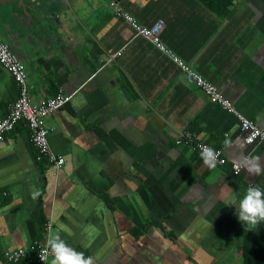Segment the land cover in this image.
Instances as JSON below:
<instances>
[{
  "label": "crops",
  "instance_id": "obj_1",
  "mask_svg": "<svg viewBox=\"0 0 264 264\" xmlns=\"http://www.w3.org/2000/svg\"><path fill=\"white\" fill-rule=\"evenodd\" d=\"M115 1L140 25L163 21L167 48L264 131V0H237L226 18L199 0H71L32 12L36 23L55 17L50 42L32 31L17 37L0 3L31 104L71 96L46 120L61 170L39 159L24 122L0 143V264L18 248L30 264L31 247L55 234L94 264H243L245 238L264 234V222L249 230L236 212L250 186L264 189V171L234 176L232 166L255 156L264 164V144H245L236 117L137 37ZM19 94L0 65V118ZM185 132L222 149L226 166L178 145Z\"/></svg>",
  "mask_w": 264,
  "mask_h": 264
},
{
  "label": "built area",
  "instance_id": "obj_2",
  "mask_svg": "<svg viewBox=\"0 0 264 264\" xmlns=\"http://www.w3.org/2000/svg\"><path fill=\"white\" fill-rule=\"evenodd\" d=\"M111 6L116 15L133 28L137 37H142L151 41L160 51L167 54L181 68L188 82L202 89L214 102H217L236 117L240 129L244 133L245 144H264V131L261 130L255 122L243 116L233 103L220 93L217 87L192 70L189 65L178 58L177 55L169 50L162 42L161 34L164 30L163 21H157L150 27L143 26L129 13L123 11L118 2H113ZM121 54L122 53H119L117 56ZM0 65L11 74L20 88L19 97L10 107L9 113L6 117L0 118V143L6 139L7 134L12 132L19 123L24 122L31 132L32 142L38 151L39 159L45 160L57 170H61L66 164V159L52 149L49 141L50 131L47 127L46 120L49 116L56 114L63 108L71 100V96L59 92L56 96L45 100L39 106L32 105L30 102V93L27 84L28 75L25 65L19 56L12 50L10 45L4 40L1 28ZM183 141L191 145L194 151L198 152L200 155L205 148L213 150L216 156L215 168L226 166L228 161L222 149H214L207 143L198 142L197 136L191 132L183 133L180 140L177 141V144L181 145ZM232 170L233 175L238 176L241 167L235 164L232 166ZM50 227L51 224L46 225V228L49 230ZM31 249L36 252V258L33 264H49L50 260L53 258L47 244L41 245L36 243ZM27 255V249L18 248L7 251L5 253V258L9 264H21L26 259Z\"/></svg>",
  "mask_w": 264,
  "mask_h": 264
},
{
  "label": "clouds",
  "instance_id": "obj_3",
  "mask_svg": "<svg viewBox=\"0 0 264 264\" xmlns=\"http://www.w3.org/2000/svg\"><path fill=\"white\" fill-rule=\"evenodd\" d=\"M201 155L205 164L215 167L216 156L213 150L205 148ZM238 166L250 176L264 171V164L259 156L243 157L238 161ZM236 216L243 225L249 226V230L264 222V189L258 185L250 186L240 201ZM48 247L53 255L52 264H94L93 257H86L84 253L76 251L59 234L50 236Z\"/></svg>",
  "mask_w": 264,
  "mask_h": 264
},
{
  "label": "water",
  "instance_id": "obj_4",
  "mask_svg": "<svg viewBox=\"0 0 264 264\" xmlns=\"http://www.w3.org/2000/svg\"><path fill=\"white\" fill-rule=\"evenodd\" d=\"M18 1H19V4L21 5V7L24 9L26 17L22 18L17 12H14V11H11L9 13L11 18L14 21L15 26L13 27V29L17 33V37H19L20 35H25L28 32L32 31L34 33H38V35L40 37L42 36L41 38L43 40L48 41V42H50V40L53 37V34L56 33L57 30L59 29L57 27V26H59V24H57L55 22L56 21L55 17L53 16V14L51 12L48 15L42 16L43 21L36 23L37 20L35 21V19L33 18L32 12L33 11L43 12V11H45V8H47V6L51 7L54 4H62V3H66L69 6V8H72L71 0H48L46 2L47 6H46V4H42L43 2L37 1V0L32 1L34 3L33 5L23 3L22 0H13V1H9L8 3L9 4H13V3L15 4ZM0 3L4 6L6 4H8L7 1H5V0H0ZM40 18H41V16H40ZM50 21L55 22L57 24V26L50 23ZM10 47L14 51V48L12 47V45H10Z\"/></svg>",
  "mask_w": 264,
  "mask_h": 264
},
{
  "label": "trees",
  "instance_id": "obj_5",
  "mask_svg": "<svg viewBox=\"0 0 264 264\" xmlns=\"http://www.w3.org/2000/svg\"><path fill=\"white\" fill-rule=\"evenodd\" d=\"M211 12L224 18L230 14L231 7L237 0H199ZM243 251V264H264V234H250L246 236ZM30 259L33 264L36 258Z\"/></svg>",
  "mask_w": 264,
  "mask_h": 264
},
{
  "label": "flooded vegetation",
  "instance_id": "obj_6",
  "mask_svg": "<svg viewBox=\"0 0 264 264\" xmlns=\"http://www.w3.org/2000/svg\"><path fill=\"white\" fill-rule=\"evenodd\" d=\"M5 1H7V3L9 2V1H13V0H5ZM23 2H24V0H22ZM33 1V0H32ZM37 1H41V2H43V1H46V0H37ZM103 1H105V0H103ZM18 3V7H20V8H22L21 7V5L19 4V1L17 2ZM3 7H5V12L7 11L6 10V8L8 9V13H10L11 11H14V12H16L15 11V8L16 7H14L15 5H14V3L13 4H6L5 6L4 5H2Z\"/></svg>",
  "mask_w": 264,
  "mask_h": 264
},
{
  "label": "rangeland",
  "instance_id": "obj_7",
  "mask_svg": "<svg viewBox=\"0 0 264 264\" xmlns=\"http://www.w3.org/2000/svg\"><path fill=\"white\" fill-rule=\"evenodd\" d=\"M0 28L2 30L3 37L6 38L7 32L5 31V29L3 27V22H2L1 18H0Z\"/></svg>",
  "mask_w": 264,
  "mask_h": 264
}]
</instances>
